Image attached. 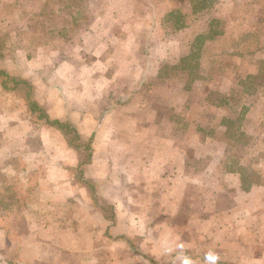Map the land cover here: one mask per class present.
<instances>
[{
  "label": "crops",
  "instance_id": "crops-1",
  "mask_svg": "<svg viewBox=\"0 0 264 264\" xmlns=\"http://www.w3.org/2000/svg\"><path fill=\"white\" fill-rule=\"evenodd\" d=\"M112 3L113 7L117 4L116 0H0V41L4 40L0 71L7 79L4 87L0 77L1 87H31L10 100L15 115L2 108V116L15 118L17 101L26 102L28 122L34 120L39 127L24 121H5L10 135L16 128H27L30 133L23 134L31 136L27 140L30 146L36 144L37 150L46 146V132L63 138L66 148L78 154L72 169L79 172L87 167L93 179L100 157L105 182L110 175L109 195L116 183L120 201L132 193L136 199L122 203L124 215L140 213L151 201L153 207L146 212L151 211V220L145 225L151 229L147 235L106 238L102 253H96L100 259L86 257V264H264V251L257 248L264 244V235L255 240L254 222L235 220L239 210L251 206L246 201L255 192L260 173L250 162L244 164L223 150L211 153L217 139L229 138L224 135V117L216 126L209 124L216 118V107L204 84L210 82L204 60L199 59L195 71L198 78L187 84L186 56L195 36L203 30L182 44L168 39L148 18L138 22L146 15L143 12L121 13L115 7L111 9ZM262 16L256 7L257 22L251 23L256 38L253 52L264 53V23L259 22L264 20ZM236 29H225L214 40L205 41L203 47L207 50L208 43H217ZM213 52L215 56V51L209 50V54ZM164 65L180 75L165 74ZM247 73H254L253 67ZM82 100L85 104H80ZM29 102L36 105L37 111ZM40 114L68 122L82 139H90L89 161L79 165L82 150L72 147L68 135ZM226 116L229 119L235 115ZM76 120L78 127L74 125ZM145 129L155 138L142 140L140 135ZM87 130L86 138L82 132ZM238 165H248L258 175L246 190ZM83 171L75 177L93 195L94 185L82 179ZM208 182L216 191H209ZM208 194L220 199L215 210L218 214L207 210ZM138 197L137 205L133 202H138ZM92 201V207L102 210ZM129 224L125 219L122 226ZM259 227L264 225L260 223ZM38 243L42 245L41 240ZM33 259L31 264H63L67 257L58 251ZM6 263L18 264L15 259H6Z\"/></svg>",
  "mask_w": 264,
  "mask_h": 264
},
{
  "label": "rangeland",
  "instance_id": "rangeland-1",
  "mask_svg": "<svg viewBox=\"0 0 264 264\" xmlns=\"http://www.w3.org/2000/svg\"><path fill=\"white\" fill-rule=\"evenodd\" d=\"M130 1H134L135 4H130ZM197 1L116 0L117 4L114 7L121 13L143 12L146 15H142L144 17L139 18L138 22L148 18L154 27L167 34L168 39L182 44L188 43L195 33L206 29L214 18L223 20L224 30L228 28V31H231L237 28L236 31L224 35L221 41L206 45L208 48L206 77L210 82L206 81L204 84L206 91L214 97L212 99L216 107L214 108L216 118L209 124L216 126L222 117L227 119L226 114L236 115L243 106L249 108L245 112L242 124L249 139L246 142L233 143L232 140L227 141L220 137L217 139L219 145L213 144L211 153L216 155L218 150H223L226 155L243 161L244 164L250 162L259 171V184L252 197L246 201L251 206L249 209L243 207L235 216L236 221L244 218L254 222L253 237L257 240L264 235V228L259 227L260 223L264 225V86H254L250 94L245 92L244 86L247 71L252 70L253 67L255 73L256 66L264 56L261 51H251L256 39L251 23L257 22L256 7L264 18V3L262 0H233L234 3L232 0H212L213 2L208 0L210 6L194 12V7L198 6ZM105 5L108 6V3ZM113 5L112 3L111 9L114 8ZM94 8L97 11L96 6ZM171 11H174V14H171ZM259 22L264 23V20ZM81 27L82 23L79 24V28ZM3 44L4 40L0 41V46ZM209 50L215 51V56L214 52L209 54ZM164 70L167 71L165 74L172 77L175 74L180 75L174 72L173 68L167 69L165 65ZM1 86L0 83V112L2 108H6L10 115H15L12 108L10 109V100L24 95L31 90V87L21 85L15 90H4ZM113 100L115 98L110 103ZM73 101L78 104L77 100ZM80 102L85 104L86 101ZM15 109L17 111L15 118L10 116L4 118L3 113H0V264H5L6 259H15L18 264H31L35 262L34 256L58 251L67 257L63 264H86L88 260L86 257L100 259L96 253H102V244L106 238L125 235L136 239L135 236L143 237L151 231L145 226L151 220V211L146 213L148 208L153 207L151 201L147 202L145 209L140 213L132 211L128 215L122 214V203L127 199L131 201L136 199L132 193L127 198L122 196L120 201L116 183L115 185L112 183L114 186L109 195L110 175L107 174L108 178L105 182V172L102 171L104 169L100 157L94 167L96 172L94 179L87 171V167L84 171L79 170V172L83 171L82 179L94 185L92 195V192L90 194V190L85 188L84 182L75 177L79 172L72 168L76 165L78 154L66 148L63 138H57L51 132H46L47 144L37 150L34 148L36 144L30 146V140H27L31 136L24 135L30 133L26 131L27 128L21 130L16 128L13 136L10 135L5 121L9 123L12 120L24 121L23 124L28 122L26 102L17 101ZM3 112L8 114L5 110ZM76 122L74 121V125L78 127L79 120ZM31 123L32 120L28 122L31 127L39 128L34 124V120ZM82 134L87 138L89 131H83ZM139 135L142 140L148 136L155 138L146 129ZM219 136L223 135L219 134ZM28 146L30 148L25 149ZM117 152L119 155L120 150L117 149ZM103 160L104 157L102 162ZM210 187L211 184L208 182L209 191H216L214 185ZM101 193L103 197L100 196ZM93 199L95 206L102 210L92 207ZM219 200L217 196L208 194L207 203L209 202L210 205H207V210L211 214L219 212L215 211ZM137 201L133 203L138 205L139 197ZM93 219L96 220L93 222ZM125 219H128L130 224L123 228L122 223ZM38 240H41V246ZM257 248L264 251V244Z\"/></svg>",
  "mask_w": 264,
  "mask_h": 264
},
{
  "label": "trees",
  "instance_id": "trees-1",
  "mask_svg": "<svg viewBox=\"0 0 264 264\" xmlns=\"http://www.w3.org/2000/svg\"><path fill=\"white\" fill-rule=\"evenodd\" d=\"M196 4H198V6L196 8L194 7V12H199L205 9L207 6H210V2L208 0H198ZM171 14H174V11H171ZM223 31V20L214 18L211 20L210 25L206 27V29L195 36L191 51L188 56H186L188 61H185V66H188L189 68L187 74V77L189 79L187 83L188 85L193 83L199 76L197 75V73H195L196 68L200 64L199 59L200 61L204 60L205 64L207 62L206 56H208V53L206 48L203 47L204 42L214 40L217 36L222 34ZM201 56L203 58H200ZM0 77H2L3 86L7 87L6 74L0 71ZM245 79V92L249 94L253 92L254 86H264V59H261L258 66H256L255 73L247 74ZM29 104L34 112L37 111L36 105L34 103L32 104V102H29ZM247 109V106H243L238 114H236L235 116H231L229 119L225 120L226 131L224 135L228 137L229 140H232L233 143L237 141L246 142L249 139L248 135H246V133L244 132V128L242 127L243 119L245 117V112L247 111ZM40 116L45 117L48 124L55 126L64 134H67L68 142L72 147L82 150V160L79 162V165H82L83 163H87L89 161L91 156L90 139H82L78 130L68 122H60L58 120L49 119L43 114H40ZM237 167L241 179L242 188L246 190L250 187V184L252 182H255L257 180L258 175L253 172L251 167H249L248 165H238Z\"/></svg>",
  "mask_w": 264,
  "mask_h": 264
}]
</instances>
